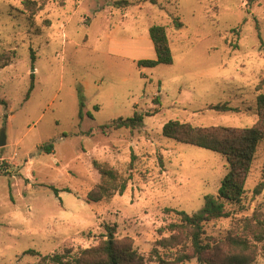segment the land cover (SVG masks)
Segmentation results:
<instances>
[{
    "label": "rangeland",
    "instance_id": "1",
    "mask_svg": "<svg viewBox=\"0 0 264 264\" xmlns=\"http://www.w3.org/2000/svg\"><path fill=\"white\" fill-rule=\"evenodd\" d=\"M35 1L43 8L32 13L24 0H0V134L7 140L0 147V264H35L39 256L29 249L96 245L106 224L142 264H210L178 261L159 240L177 220L168 208L199 211L205 195L218 193L228 161L164 136L163 126L257 122L264 0ZM158 24L166 26L173 63L139 67L138 60L157 57L150 28ZM221 102L240 111L210 107ZM135 112L143 114L136 129L105 127ZM51 143L48 153L42 147ZM95 162L131 174L122 195L87 200L101 181ZM227 208L229 217L204 224L214 248L208 257L228 254V237L246 235L237 220L264 211V143L241 205ZM252 249L250 264H264L262 244Z\"/></svg>",
    "mask_w": 264,
    "mask_h": 264
},
{
    "label": "trees",
    "instance_id": "2",
    "mask_svg": "<svg viewBox=\"0 0 264 264\" xmlns=\"http://www.w3.org/2000/svg\"><path fill=\"white\" fill-rule=\"evenodd\" d=\"M251 1V0H250ZM117 3H128L126 0ZM249 4V2L247 3ZM25 9L34 12L42 9L43 4L38 5L35 0H24ZM49 20H47L48 22ZM178 22V25H181ZM150 36L153 40L156 59L138 60L139 67H155L158 64H171L174 57L167 35L166 26L153 25L150 28ZM34 83L32 82L28 95H30ZM6 105V101L0 99ZM219 111L238 112L240 108L232 106L229 102H221L210 106ZM257 122L251 127H232L224 125L198 126L190 122L170 120L163 126V135L181 143H188L220 153L228 161V172L222 179L221 187L217 194L205 195L203 207L196 212L188 213L185 210L168 208L177 215V220L165 226L169 235L159 240L164 248L176 249V259L184 261L197 257L199 261H208L210 264H250L252 247L261 243L264 248V211L255 210L252 215L244 216L237 220L238 228L243 234H234L228 237L227 245L230 247L228 254L220 256H206L209 250L214 248L204 241V224L229 217L231 210L227 205L240 206L244 193L247 177L251 171L260 143H264V93L256 97ZM143 121V114L135 112L128 118H118L112 124L105 127L116 129L128 127L136 129ZM51 153L53 144L42 147ZM135 155L130 161V170L133 166ZM96 168L101 174V181L87 194V200L98 202L109 199L116 194L122 195L127 189L131 174L124 176L115 169L100 165L95 162ZM262 185L256 188L260 193ZM56 194L60 189L53 186ZM67 190V189H66ZM106 234L99 243L88 247L64 248L54 253L41 254L34 249L25 253H33L39 256L35 264H142V256L138 254L130 243L116 238V228L110 224L105 225Z\"/></svg>",
    "mask_w": 264,
    "mask_h": 264
},
{
    "label": "water",
    "instance_id": "3",
    "mask_svg": "<svg viewBox=\"0 0 264 264\" xmlns=\"http://www.w3.org/2000/svg\"><path fill=\"white\" fill-rule=\"evenodd\" d=\"M6 142H7V140H6V134H5L4 130H3L1 132V134H0V147L5 146L6 145Z\"/></svg>",
    "mask_w": 264,
    "mask_h": 264
}]
</instances>
